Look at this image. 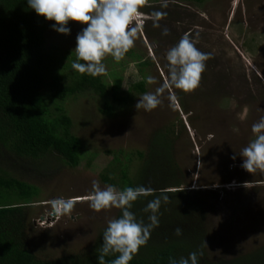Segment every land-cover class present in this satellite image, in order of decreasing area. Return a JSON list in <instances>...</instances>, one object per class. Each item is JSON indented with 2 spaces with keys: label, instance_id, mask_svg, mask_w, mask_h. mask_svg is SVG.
Instances as JSON below:
<instances>
[{
  "label": "rangeland",
  "instance_id": "1",
  "mask_svg": "<svg viewBox=\"0 0 264 264\" xmlns=\"http://www.w3.org/2000/svg\"><path fill=\"white\" fill-rule=\"evenodd\" d=\"M140 11L145 19L134 47L119 62L107 57V74L100 76L109 85L118 79L130 101L109 117L100 112L103 98L95 92L66 99L71 130L82 141L80 163L61 166L55 174L32 176L22 170L39 187L27 206V233L29 247L41 258L89 248L119 211L90 208L86 198L92 181L119 190L117 165L128 164L134 177L141 163L137 152L166 127L173 131L174 159L184 181L180 189L204 202L208 258L234 257L264 244V172L248 173L239 156L254 138L252 125L264 117V0H149ZM45 24V49L59 58L62 71L63 64L76 59V36L87 25L69 21L70 34L64 35L53 30V21ZM165 28L168 35L162 34ZM185 34L212 57L200 86L191 93L165 89L156 109H136L144 93L163 85L166 52ZM148 76L157 83L148 84ZM140 81L143 92L134 87ZM57 198L76 202L70 215L53 214L51 201Z\"/></svg>",
  "mask_w": 264,
  "mask_h": 264
},
{
  "label": "trees",
  "instance_id": "2",
  "mask_svg": "<svg viewBox=\"0 0 264 264\" xmlns=\"http://www.w3.org/2000/svg\"><path fill=\"white\" fill-rule=\"evenodd\" d=\"M45 29V18L30 9L27 0H0V264H98L107 226L80 253L46 259L29 247L27 206L39 187L22 170L32 176L55 174L61 166L80 163L82 141L71 130L66 99L95 92L103 98L100 112L111 117L131 96L121 91L118 79L109 85L100 76L72 72L73 61L63 64L61 71L59 58L45 49ZM134 87L143 92L144 81ZM172 133L170 127L156 131L146 149L137 152L141 163L134 177L128 175V164L117 165L119 190L137 186L154 190V195L134 202L131 211L138 219L148 223L147 203L169 197L161 201L159 226L129 264H169V257L178 260L193 251L202 252L198 264H264V244L234 257L208 258L204 202L195 192L180 189L184 181L174 159ZM104 179L115 183L108 175ZM120 214L119 210L116 217ZM176 228L182 235L174 234Z\"/></svg>",
  "mask_w": 264,
  "mask_h": 264
},
{
  "label": "clouds",
  "instance_id": "3",
  "mask_svg": "<svg viewBox=\"0 0 264 264\" xmlns=\"http://www.w3.org/2000/svg\"><path fill=\"white\" fill-rule=\"evenodd\" d=\"M148 3L149 0H27L28 7L45 20L53 21V30L60 34H70L71 30L67 27L69 21L87 25L76 36V59L72 69L92 77L107 74L104 63L107 57L119 62L134 47L145 19L140 10ZM155 16L160 18L162 13H155ZM162 34L168 35V29L165 28ZM211 58V54L202 52L188 34L182 36L166 52L163 85L155 92L144 93L136 109L143 108L146 112L156 109L162 103L160 96L165 89L174 88L184 93L195 91L200 86L206 61ZM146 82L151 85L157 80L148 76ZM176 99L175 95L170 97L173 102ZM251 132L254 138L239 154L241 166L250 174L258 170L264 172V117L252 125ZM149 195H154V190L144 186L118 190L113 185L101 188L98 181H92V191L86 198L90 208L95 212L115 208L121 213L119 217L108 221L103 232L98 264H129L139 249L146 245L152 230L159 226L161 201L169 200L167 195H163L149 201L144 208V212L149 213V222L145 223L131 209L140 197ZM75 203L72 199L57 198L51 201V208L56 216L70 215ZM174 234L182 235V229L176 228ZM199 255L202 252L193 251L186 258L177 260L169 257V264H198ZM109 256L115 258L108 261L106 257Z\"/></svg>",
  "mask_w": 264,
  "mask_h": 264
},
{
  "label": "water",
  "instance_id": "4",
  "mask_svg": "<svg viewBox=\"0 0 264 264\" xmlns=\"http://www.w3.org/2000/svg\"><path fill=\"white\" fill-rule=\"evenodd\" d=\"M53 214H54V212H53Z\"/></svg>",
  "mask_w": 264,
  "mask_h": 264
}]
</instances>
